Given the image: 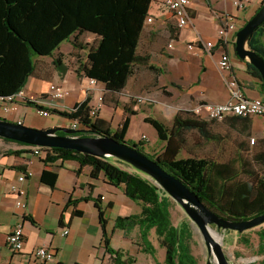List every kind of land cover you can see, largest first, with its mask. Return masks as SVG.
<instances>
[{
    "label": "trees",
    "instance_id": "trees-1",
    "mask_svg": "<svg viewBox=\"0 0 264 264\" xmlns=\"http://www.w3.org/2000/svg\"><path fill=\"white\" fill-rule=\"evenodd\" d=\"M153 1L0 0V103L7 102L23 90L28 79L35 73L37 58L53 57L54 67L64 75L68 67L62 55L54 54L64 42H71L74 50L86 51V59L77 65V74L103 85V104L118 105V97L137 67L146 66L150 70L160 71L150 65L149 55L138 52ZM85 34L95 37L92 44L78 42V38ZM170 37L178 39V32L172 31ZM249 48L264 59V24L254 32ZM246 64L247 73L258 81L259 91L264 98V82L259 71L249 63ZM239 86L242 89L240 83ZM248 87L253 89L254 85ZM23 102L24 106L34 107L38 112L47 111L48 115L54 114L76 124L77 136H110L129 146L144 149L143 140L138 145L126 140L131 117L135 115L127 107L125 119L118 129L111 131L109 123L99 117V111L96 116H91L93 106H90L89 97L76 104L70 112L45 109L30 100ZM251 119L231 117L226 121L231 125L245 124L248 128ZM144 121L155 129L163 147L162 152L151 159L179 178L209 209L231 221H245L264 214V172L252 170L250 162H218L207 158L180 157L187 132L194 131L203 139L213 141L215 136L210 126L217 121L201 119L189 111L177 114L170 128L149 116ZM42 152L44 164L75 161L80 169L90 168L91 179L98 180L103 176L107 183L122 188L125 196L141 205L140 214L118 217L114 231L138 227L143 249L152 255L154 253L149 235L154 231L159 245L165 249L164 264H198L192 254L193 234L189 224L182 222L179 226L173 225L172 199L143 174L121 168L112 158H99L61 148L43 149ZM253 161L264 168V151L256 153ZM242 174L245 179L241 178ZM56 181V173L43 171L41 182L54 187ZM76 214L81 212L76 211ZM100 217L104 246L111 256L112 264H135L134 258L127 256L124 259V254L111 247L102 212ZM32 222L35 223L34 220ZM259 238L263 245L261 250H264V230L259 232Z\"/></svg>",
    "mask_w": 264,
    "mask_h": 264
},
{
    "label": "crops",
    "instance_id": "crops-1",
    "mask_svg": "<svg viewBox=\"0 0 264 264\" xmlns=\"http://www.w3.org/2000/svg\"><path fill=\"white\" fill-rule=\"evenodd\" d=\"M162 1L154 0L151 5L149 17L152 23L146 22L144 25L138 52L141 51L142 40H145L144 49L149 50L156 40L170 37L172 31L178 32V39L170 43L172 48H168L173 53L168 57L160 55L158 59L166 66L175 62L183 64L187 67V72L191 64L193 69H197L198 77H193L188 85L183 83L185 74L179 73L174 79L169 77L172 86L176 89L187 88L186 98L181 99L179 103L189 102V100L195 101V105L226 102L230 97L227 86L229 77L237 79L242 86L245 98L264 100L259 91L258 81L247 73L246 62L239 60L235 55L232 37L230 44L226 46L232 64V69L228 73L221 72L218 67L220 48L211 55L190 51L187 48V44L199 40H216V32L221 26L219 17L223 13H232L237 28L240 29L255 14L263 0H253L243 12L237 11L230 0H190L188 12L191 23L189 27L181 29L177 27L172 14L164 8ZM64 43L68 45V52L62 51ZM64 43L54 56L62 55L63 62L68 67L67 72L62 75L56 70L53 57L35 59V73L28 79L22 90L24 99L14 102L10 112L5 114L0 112V118L8 119L11 116L13 122L20 121L25 125L23 120L29 108L23 105L25 100L39 99L38 105L60 112L72 111L76 104L82 103L88 97L90 106L98 104L103 85L91 87L87 78L77 74V65L75 63L70 65L67 58L73 49L72 44ZM145 55H149L153 61L151 53ZM156 62L158 63V60ZM250 84L254 85L253 89L248 87ZM51 86L61 87L67 95L62 99H52L49 96ZM124 91L129 93L133 91L132 87H129V82ZM128 98L130 97H122L120 103L115 106L103 104L99 110V117L109 123L111 131H115L125 119V107L135 112V115L131 117L126 135V140L133 142L135 140L130 137V131L135 118L141 116L143 109L139 105L134 107L127 105ZM174 102L178 103L177 99ZM171 109L174 108L171 107ZM144 113L145 115L141 116L143 121L148 117V114ZM59 119L57 127H65V122L68 120L60 116ZM42 158L32 155L27 145L5 142L0 138V264H112L111 256L107 253L103 242L100 212L103 213L106 221V231L111 247L124 254V259L130 256L134 258L135 264H164L158 259H153L152 253L144 251L138 227L126 231L120 229L114 231L116 219L127 217L120 214H117L115 218L110 216L116 208L118 193L127 197L122 188L111 186L103 176H100L98 180L91 179L90 168L80 169V165L75 161L44 164ZM28 170L33 175L23 183H19L20 174ZM44 170L56 173L57 181L54 187L41 182ZM13 186L26 192L28 202L26 211L16 207L19 198L11 191ZM127 203L125 202L126 205L130 204ZM135 203L139 211L131 215L141 213V205ZM76 211L81 214H76ZM19 226L22 227L24 245L19 253H14L8 248L6 237ZM65 229L69 230V233L64 236L62 232ZM155 237H157L155 232L151 231L149 241L152 244L153 253L156 252L154 241H158ZM41 246L54 252V259L51 262L42 263L33 257V252ZM262 246L261 244V249Z\"/></svg>",
    "mask_w": 264,
    "mask_h": 264
},
{
    "label": "rangeland",
    "instance_id": "rangeland-1",
    "mask_svg": "<svg viewBox=\"0 0 264 264\" xmlns=\"http://www.w3.org/2000/svg\"><path fill=\"white\" fill-rule=\"evenodd\" d=\"M250 19V18H249ZM95 37L92 34H85L78 38V42L81 44H92ZM171 37L158 39L154 42L153 46L149 50H145V40L141 43V54H149L153 57V61L150 59V65L160 69L150 70L146 66H139L136 68L134 75L129 80V87H132L131 93L122 91L118 97V101L122 97H130L127 105L134 107L139 105L143 109L141 116L148 114L149 117L162 121L168 128L172 126L173 119L177 114L187 113L196 103L193 100L189 102L179 103L181 99L186 98L187 88L176 89L171 84V78L174 79L179 73L185 74L186 78L183 83H188L193 77H198L196 73L197 69H193L192 64L189 67V71H186V66L177 62L171 63L166 66L160 62V55L169 56L173 53L168 49V45L173 42ZM68 45L64 43L62 51L68 52ZM74 57V59H72ZM70 65L74 63L78 65L79 62H83L86 59V51L74 50L67 56ZM158 60V63L155 61ZM182 85V84H181ZM103 95V94H102ZM132 96V97H131ZM143 96L146 98V102L138 103L133 97ZM176 97V98H175ZM178 103H175L176 101ZM126 105V106H127ZM174 108L173 110L171 109ZM140 117H136L130 131V137H133L134 144L138 145L142 137L145 136L146 140H143L144 145L138 147V149L146 154L148 157L158 156L162 150V142L157 137L155 129L144 122ZM11 116L6 119L11 120ZM59 117L54 114H49L47 117L40 116L37 109L29 107L25 113V119L23 122L25 126L33 127L37 129H48L57 127ZM71 121L65 122V127L70 128ZM31 125V126H30ZM210 131L215 136L213 141H207L203 139L198 133L192 131L185 134V145L180 157L189 158H207L218 162L228 161H247L252 165V170L264 172V168H260L254 163L253 157L256 153L264 151V117H254L251 119V123L248 128L245 124L231 125L227 121L217 122L210 126ZM255 139V144L251 143V140ZM132 144V142H129ZM115 164L121 168L130 172H136L130 165L121 163L114 160ZM242 179H245L244 174L241 175ZM129 200V201H128ZM125 202L129 205H126ZM134 201L124 197L122 193H118L116 200V208L110 215L115 218L117 214L122 216H128L135 214L139 211ZM171 218L174 226H179L182 222L188 223L193 234L191 239L192 254L197 259L198 264H207L212 257L209 255L203 237L198 227L189 219L183 208L174 200H171ZM124 213V214H123ZM211 228L216 229L222 236V246L224 252L230 262V264H264V251L261 250V240L259 238V232L264 230V225L255 229L246 231L239 234L234 231H224L219 229L216 225H211ZM194 229V230H193ZM157 238V237H155ZM156 252L152 258L164 262L165 249L162 248L158 241H154ZM114 246L116 244L114 243ZM263 248V246H262ZM157 264V263H156Z\"/></svg>",
    "mask_w": 264,
    "mask_h": 264
},
{
    "label": "water",
    "instance_id": "water-1",
    "mask_svg": "<svg viewBox=\"0 0 264 264\" xmlns=\"http://www.w3.org/2000/svg\"><path fill=\"white\" fill-rule=\"evenodd\" d=\"M264 24V2L259 10L246 21L235 35L234 52L237 58L257 69L264 82V59L249 48L254 32ZM63 133L64 135H61ZM71 128L37 129L0 118V138L43 149L61 148L89 154L99 158H112L134 168L154 182L168 196L177 202L189 219L198 227L209 255L207 264H230L222 241L215 240L209 233L211 225L224 231L242 234L264 225V214L245 221H231L209 209L179 178L163 169L134 146L119 142L110 136L82 137Z\"/></svg>",
    "mask_w": 264,
    "mask_h": 264
},
{
    "label": "built area",
    "instance_id": "built-area-1",
    "mask_svg": "<svg viewBox=\"0 0 264 264\" xmlns=\"http://www.w3.org/2000/svg\"><path fill=\"white\" fill-rule=\"evenodd\" d=\"M233 7L240 12L245 11L253 2V0H230ZM162 4L164 8L169 11L177 25L178 28L189 27L191 23L190 14L188 12V6L190 0H163ZM221 21V26L216 32V40H199L195 43L187 44V48L190 51H195L198 53H207L211 55L217 48L221 49V55L218 62V67L221 72H230L232 69L231 57L226 50V46L230 44L232 37L233 44L235 43V35L239 28H237V23L235 17L232 13H223L219 17ZM147 23H152V19L149 17L146 20ZM169 48H172V45H168ZM89 86L97 87L99 83L95 80L87 79ZM227 86L230 91L229 99L224 103L211 104V103H200L195 105L192 109L188 110L193 115L201 119H210L217 122L226 121L231 117H240V118H254V117H264V100L262 98H245L243 91L239 86V83L236 78L229 77L227 79ZM49 96L52 99H62L67 95L61 87L51 86ZM101 95L98 98V104L93 106L91 116H96L97 112L103 106V89L100 90ZM88 94H90V89H88ZM132 97V96H131ZM138 103L146 102V98L143 96L133 97ZM24 99V92L21 91L15 97H10L7 102L0 103V112L5 114L10 112L13 102L17 100ZM34 102L39 103L40 100L36 99ZM40 116L47 117V111L38 112ZM21 124V122H18ZM71 129H77L76 124H72ZM142 140H146L145 136L142 137ZM251 143H255V139L251 140ZM32 155L43 157V148L28 146ZM31 171H25L20 174L18 181L23 183L28 177L32 176ZM13 194L17 195L19 200L16 202V207L26 211L28 209V202L26 200V192L17 186L11 188ZM25 198V199H24ZM104 199V197L102 198ZM69 230L65 229L62 232V235H67ZM6 243L8 248L14 252L19 253L24 245V236L22 227L16 228L13 232L7 235ZM33 257L40 260L42 263L51 262L54 259V252L49 250L47 247L41 246L33 252Z\"/></svg>",
    "mask_w": 264,
    "mask_h": 264
},
{
    "label": "bare ground",
    "instance_id": "bare-ground-1",
    "mask_svg": "<svg viewBox=\"0 0 264 264\" xmlns=\"http://www.w3.org/2000/svg\"><path fill=\"white\" fill-rule=\"evenodd\" d=\"M208 228H209V233L211 234V236H212L215 240L221 242L222 239H223L222 236H221V234H220L216 229L211 228V226L208 227ZM193 230H194V229H193Z\"/></svg>",
    "mask_w": 264,
    "mask_h": 264
},
{
    "label": "flooded vegetation",
    "instance_id": "flooded-vegetation-1",
    "mask_svg": "<svg viewBox=\"0 0 264 264\" xmlns=\"http://www.w3.org/2000/svg\"><path fill=\"white\" fill-rule=\"evenodd\" d=\"M262 251H264V250H262Z\"/></svg>",
    "mask_w": 264,
    "mask_h": 264
}]
</instances>
